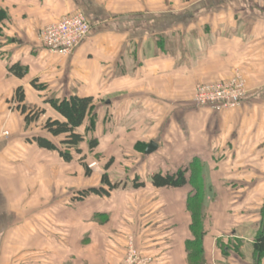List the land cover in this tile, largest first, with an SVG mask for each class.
Returning a JSON list of instances; mask_svg holds the SVG:
<instances>
[{
    "label": "crops",
    "instance_id": "0c3cea01",
    "mask_svg": "<svg viewBox=\"0 0 264 264\" xmlns=\"http://www.w3.org/2000/svg\"><path fill=\"white\" fill-rule=\"evenodd\" d=\"M0 9V264H120L130 239L152 264H188L193 188L149 179L194 160L210 203L206 264H252L264 205V0H0ZM77 12L88 37L69 56L44 48L40 31ZM16 63L28 68L22 78L9 69ZM236 69L246 79L238 107L194 104L196 85ZM20 87L45 110L34 128L17 108ZM72 94L94 98L96 124L65 162L28 138H52L44 122L63 117L48 99ZM89 126L90 117L80 131ZM151 142L158 147L147 153ZM81 157L101 168L81 189L100 187L104 173L119 187L59 198L53 176L59 166L83 173Z\"/></svg>",
    "mask_w": 264,
    "mask_h": 264
},
{
    "label": "trees",
    "instance_id": "16d2710c",
    "mask_svg": "<svg viewBox=\"0 0 264 264\" xmlns=\"http://www.w3.org/2000/svg\"><path fill=\"white\" fill-rule=\"evenodd\" d=\"M8 19V13L4 9H0V35L1 24ZM10 71L22 78L28 73V68L19 63L10 66ZM35 85V84H34ZM17 108L25 116L26 126L37 122L44 109L36 108L25 102V91L22 87L16 90ZM51 106L63 117V120L48 118L42 129L45 130L52 138L43 135H34L28 138V141L37 143L40 148L50 151H56L60 158L65 162H72L77 155L82 154L81 145L86 141L87 133L95 128L96 117L93 114L95 109L94 98L90 96L82 97L72 94L67 97L58 98L51 96L48 99ZM90 117V126L85 133L80 131L87 118ZM91 150L98 146L96 138L88 140ZM86 158L81 157L79 160L85 168L86 175L92 174L91 168L84 161ZM109 165V164H108ZM188 173L190 175L188 176ZM203 168L198 160L192 161L189 167L179 169L174 173L163 174L161 172L154 173L150 176V182L156 187H175L181 188L190 184L193 188L188 197L187 206L191 214L190 230L192 238L186 242L187 261L188 264H206V253L204 248V237L206 230L204 226L205 217L203 215V203L206 202L205 183L202 179ZM134 187L139 188L144 185L138 179L134 180ZM118 188V184L110 180L107 173L103 174L100 187H90L79 192L78 197L84 199L91 194L109 195L111 191ZM225 255H228L229 247L221 244ZM264 260V205L261 209L260 228L253 243L252 264H263Z\"/></svg>",
    "mask_w": 264,
    "mask_h": 264
},
{
    "label": "built area",
    "instance_id": "2783aa9c",
    "mask_svg": "<svg viewBox=\"0 0 264 264\" xmlns=\"http://www.w3.org/2000/svg\"><path fill=\"white\" fill-rule=\"evenodd\" d=\"M90 23L82 12L66 16L45 26L39 33L44 48L60 56H69L88 37ZM246 95V79L242 74L219 83L199 86L194 93L196 106H211L217 111L238 107ZM152 258L143 254L129 240L120 264H152Z\"/></svg>",
    "mask_w": 264,
    "mask_h": 264
},
{
    "label": "rangeland",
    "instance_id": "374dc122",
    "mask_svg": "<svg viewBox=\"0 0 264 264\" xmlns=\"http://www.w3.org/2000/svg\"><path fill=\"white\" fill-rule=\"evenodd\" d=\"M240 73L242 74V76H244L243 72L240 69H236L234 74L232 75V77L228 78L227 80L236 78L237 75L240 74ZM222 81L223 80L199 83L198 85H196V87L194 89V93L197 90V88H199V86H205V85H209V84L219 83V82H222ZM193 97H194V95H193ZM30 106H32V105H30ZM33 107H36V106H33ZM36 108H38V107H36ZM35 126H36L35 123H33L31 125L32 128H34ZM99 165H97V162H96V166L91 168V171H92L93 175L91 174L90 176L86 175L85 169H84L83 173H80L79 171H72V170L67 169L65 167L59 166V169L57 170L56 174L53 176V177H56L53 181H54L55 187L59 191V194H60L59 198L65 197L66 194L67 195L70 194L72 199H73L72 201H74L75 199H80L78 197V194H79L80 191L84 190V189H81L82 188L81 185L83 183L86 184V182H88V180L90 178H94L95 179L98 176V174H100L101 168H99ZM47 171H49V169H47ZM37 176H38V172H37ZM117 176H119V175H117ZM48 177H49V173L43 174V179L44 180H48V183H49V178ZM54 185H52L53 188H54ZM119 185L120 184H118V187H119ZM48 186H51V185H48ZM40 188L42 189V193L47 192L46 191V187H43L42 185H38V184L37 185H33V189L34 190L35 189H40ZM29 191H30V189H29ZM209 204L210 203H208V202H204L203 203V208H202L203 211L202 212H203V215L205 217L204 222H206V219H209V222H210V218H208V212H207L208 209H209ZM251 233L252 232L249 231V234H251ZM229 260L230 259H227V258L223 257V259L220 260V264H232V263H229L231 261V260L230 261ZM233 264H236V263H233Z\"/></svg>",
    "mask_w": 264,
    "mask_h": 264
},
{
    "label": "water",
    "instance_id": "95a60500",
    "mask_svg": "<svg viewBox=\"0 0 264 264\" xmlns=\"http://www.w3.org/2000/svg\"><path fill=\"white\" fill-rule=\"evenodd\" d=\"M157 143L151 142L146 150L147 153H152L157 149Z\"/></svg>",
    "mask_w": 264,
    "mask_h": 264
}]
</instances>
